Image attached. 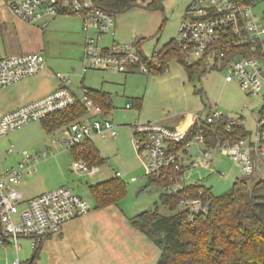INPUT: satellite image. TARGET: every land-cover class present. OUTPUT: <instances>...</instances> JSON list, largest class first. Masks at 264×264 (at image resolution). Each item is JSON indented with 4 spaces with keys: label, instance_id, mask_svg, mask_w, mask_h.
<instances>
[{
    "label": "rangeland",
    "instance_id": "374dc122",
    "mask_svg": "<svg viewBox=\"0 0 264 264\" xmlns=\"http://www.w3.org/2000/svg\"><path fill=\"white\" fill-rule=\"evenodd\" d=\"M155 1L157 7L148 4ZM193 0H134V6L115 14V25L111 34L101 40L102 45L112 42L130 44L140 40V47L146 56L157 52L175 37L176 29L185 9ZM262 16L264 0H258L253 9ZM25 22V21H24ZM17 37L21 40L23 52L42 53L47 68L29 77L22 85L24 95L37 94L47 88H56L60 81L59 72L68 75V87L80 93V85L107 91L112 104L111 111L104 115L116 126V136L94 134L91 144L97 149L103 162L99 171L89 175L72 168L73 150L63 143L62 126L47 131L41 120L30 121L22 127L9 131L0 137V165H13L21 158V152L38 155L40 164L35 171L22 175L21 186L26 198L43 192L66 187L85 199L89 213L80 217L86 225L95 247L79 264H156L159 247L150 241L130 223V218L144 211L157 209L160 214H169V209L160 202L161 187L149 184L145 159L137 152L129 125L134 122H158L175 127L187 114L197 113L205 118L214 107L228 118L241 116L242 124L254 141L258 132L259 110L263 98L248 94L236 79L225 82V72L219 68L208 69L200 77L189 79L184 64L177 59L167 62L162 73H122L113 70H88L81 72L83 35L77 16L59 15L51 19L47 27L25 22L19 27ZM17 84L0 89V111L6 106V98ZM141 100L140 106L126 108L127 103ZM6 111L0 112L4 115ZM11 149V152L8 150ZM203 144L193 142L187 149L185 161L202 159ZM211 164H198L187 170L193 183L203 184L217 196L243 176L241 166L219 150H209ZM256 159L255 173L263 172L264 165L257 152L249 150ZM222 169V171H219ZM124 183V195L103 208H98L90 186L111 178ZM18 260L28 263L33 254L29 241L22 239ZM1 245V243H0ZM16 259V255L12 260ZM4 263L0 255V264Z\"/></svg>",
    "mask_w": 264,
    "mask_h": 264
},
{
    "label": "built area",
    "instance_id": "2783aa9c",
    "mask_svg": "<svg viewBox=\"0 0 264 264\" xmlns=\"http://www.w3.org/2000/svg\"><path fill=\"white\" fill-rule=\"evenodd\" d=\"M3 1L19 19L42 28L47 27L51 19L59 15L74 14L79 17L83 34L82 74L88 70L101 69L148 75L153 63L158 62L157 58H152V54H143L140 40L122 45L116 42L101 44L103 37L111 33L115 25V15L103 7V0ZM257 3L258 0H193L178 23L172 42L188 64L204 58L207 70L222 69L225 72V82L236 79L248 94L264 98V12L262 16L254 13ZM246 50L254 55L246 54ZM150 60L153 61L151 65L148 63ZM46 68L47 61L42 53H0V88ZM55 77L62 83L56 90L0 116V137L30 121L41 120L77 103L83 105L85 112L62 127L64 144L72 147L90 140L94 134L116 136L115 124L104 117L111 111L110 107L96 102L85 86L80 88L79 94L71 91L67 87L68 75L56 72ZM126 108H132L131 103H127ZM222 115V111L214 107L205 118L196 116L195 121L185 130L153 121H136L129 125L134 146L146 161L148 175L164 182L162 190L165 193L176 194L185 190L189 184H195L187 176V170L200 163L209 167V150H219L238 162L242 174L254 173L256 164L249 150H254L260 156L264 155V148L260 145L264 140L263 121L257 122L260 137L254 141L250 137H244L217 142L215 147L207 148L202 129L198 128L183 148L174 147V143L181 141L194 123H211ZM236 124H242L241 116L229 118L226 129L229 130ZM195 141L203 144L204 149L200 152L202 159L197 162H189L188 159L185 161V151ZM38 159V155L22 151L16 164L0 165V243H9L16 250L21 237L33 238L35 241L31 248L35 250L42 238L58 234L65 223L88 214L90 209L85 199L66 187L24 198L18 189L22 175L25 171H30V163ZM72 168L89 175L98 172V166H89L81 159L74 160ZM116 175L119 176L120 173L116 172ZM202 193L203 190L200 189L199 194ZM178 203L189 210L190 219L198 212H205L207 208V203L199 196L182 195ZM13 264L20 263L15 259Z\"/></svg>",
    "mask_w": 264,
    "mask_h": 264
},
{
    "label": "trees",
    "instance_id": "16d2710c",
    "mask_svg": "<svg viewBox=\"0 0 264 264\" xmlns=\"http://www.w3.org/2000/svg\"><path fill=\"white\" fill-rule=\"evenodd\" d=\"M102 5L115 15L136 4L134 0H103ZM148 6L157 7L155 1ZM246 54L254 55L249 50H246ZM152 58H157L158 62L153 63L151 72H164L168 68L167 62L171 59H177L184 64L189 79L200 77L207 71L204 58L194 64H188L172 41L159 51H153ZM152 60L148 61L150 65ZM88 90L96 102L112 108L107 92L89 88ZM140 104V99L131 103L132 107ZM84 112L83 105L77 103L48 115L41 119V122L47 131H52L73 122ZM228 120V117L222 115L211 123H194L185 137L174 143V147L183 148L198 128L202 129L207 148L215 147L217 142L249 137L250 133L245 130L243 124L233 125L227 130ZM258 121H263L264 127V98ZM260 145L264 148V140ZM70 148L73 150L74 160L81 159L89 166H99L103 162L90 140ZM260 158L264 165V155ZM253 174H243L229 189L217 196H212L210 189L200 183L189 184L185 190L176 194H167L162 190L160 202L170 213L160 214L157 209L144 211L130 218V223L159 247L160 255L156 264H264V170L262 174L259 172L257 177L252 178ZM148 181L161 189L164 185L162 180L151 176ZM200 189L203 190L202 194H199ZM90 191L97 207L103 208L117 202L124 195L125 189L124 183L116 176L90 186ZM182 195L199 196L207 203L205 212H198L190 219L189 210L178 203ZM28 264H35V254Z\"/></svg>",
    "mask_w": 264,
    "mask_h": 264
},
{
    "label": "crops",
    "instance_id": "0c3cea01",
    "mask_svg": "<svg viewBox=\"0 0 264 264\" xmlns=\"http://www.w3.org/2000/svg\"><path fill=\"white\" fill-rule=\"evenodd\" d=\"M78 19L81 25V19L79 17ZM24 25H25V22L19 19L11 11V9L7 6V4L3 0H0V53L2 55H16V54L23 53L24 47H23V44L21 43V40L17 37V32H18L19 27L24 26ZM93 70H101V69H93ZM128 73H131V72H128ZM31 76H28L19 82L8 85V86H12V85L17 84L16 87L11 90V92L9 93V96L6 98L5 100L6 106L5 108L1 109L2 111H6L7 113L11 112L31 101L37 100L53 92L62 84L61 81L58 79L60 83L56 88H52V87L47 88L43 92H39L37 94L29 93L27 96H25L24 95L25 91L22 89L23 88L22 85H26L27 82L29 81L28 78ZM8 86H5V87H8ZM82 86H85V85L81 83L80 88ZM5 87H1V88H5ZM67 87H68V83H67ZM85 87L92 89V90H100V91L107 92L103 89L91 88L88 86H85ZM74 93L79 94L78 92H74ZM196 116H200V115L197 113L187 114L184 119L179 121L178 125H176L175 127H170V128H177L179 130H185L195 121ZM187 151L188 150L185 151L186 155H187ZM253 159L256 163V159L255 158ZM18 161L19 159H16L13 162V165L16 164ZM39 161L40 160L38 159L36 162H31L30 163L31 167L29 170L35 171V169L37 168V165L40 164ZM219 171H222V169H219ZM26 173L27 171L24 172V174ZM19 187L18 189L20 190ZM21 192L24 196L23 191ZM24 198L26 197L24 196ZM22 239L24 240L26 239L27 241H29L30 246L35 241L33 238H28V237L19 238L18 239V245H19L18 250H16L9 243L0 245V255L3 256L4 258L3 264H13L12 258L14 255H16V259H18L19 252L22 247V243H20L19 241ZM93 247H95V243L86 225V220H81L77 218V219H74V220H71L65 223L61 231L58 234L48 235L42 238L37 243V250H33V254L31 255V258H33L35 254V264H79L88 255L89 250L92 249ZM19 263L22 264L20 261ZM23 264H28V263H23Z\"/></svg>",
    "mask_w": 264,
    "mask_h": 264
}]
</instances>
